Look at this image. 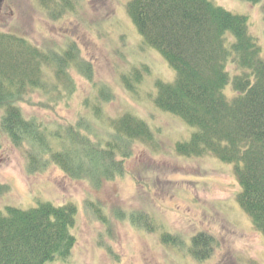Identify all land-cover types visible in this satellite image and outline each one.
<instances>
[{"label": "trees", "instance_id": "trees-1", "mask_svg": "<svg viewBox=\"0 0 264 264\" xmlns=\"http://www.w3.org/2000/svg\"><path fill=\"white\" fill-rule=\"evenodd\" d=\"M244 1L263 4L264 19V0ZM51 2L53 8L45 9L56 12L58 20L63 10L76 13L82 0ZM127 11L144 46L156 50L175 71L173 83L155 84L154 98L157 109L193 130L188 140L175 143V152L185 159L213 157L232 166L240 188L236 201L264 235V56L249 33L248 18L210 0H133ZM63 45L43 49L18 31H0V149L5 143L26 149L29 175L55 167L72 181L100 190L104 183L124 178L136 144L155 146L154 133L146 121L129 113L112 123L104 141L91 139L86 119L52 126L28 117L20 105H29L33 95L57 103L74 97L71 71L92 80L93 68L81 59L78 44L71 40ZM141 74L134 69L132 77L123 80L140 83ZM229 86L232 99L226 95ZM99 92L101 101L91 116L101 118L104 105L114 97L105 87ZM2 188L7 190L0 185V192ZM85 205L100 223L110 226L99 203ZM77 219L75 204L46 201L26 210L7 206L0 211V264L68 263L77 243ZM129 221L143 232L158 231L149 213L133 212ZM160 241L167 248H184L179 235L166 234ZM217 243L212 233L194 234L188 253L206 262Z\"/></svg>", "mask_w": 264, "mask_h": 264}, {"label": "rangeland", "instance_id": "rangeland-1", "mask_svg": "<svg viewBox=\"0 0 264 264\" xmlns=\"http://www.w3.org/2000/svg\"><path fill=\"white\" fill-rule=\"evenodd\" d=\"M132 1L82 0L76 13L63 10L57 20L53 17L56 12L45 9V5L53 8L54 2L5 0L0 31H18L43 49L75 41L81 59L93 68L91 81L70 72L76 88L72 99L47 102L41 95H33L29 105L21 104L28 117H38L52 126L74 125L86 119L91 122V139L104 141L112 123L129 113L146 121L156 144H136L135 158L126 163L124 178L95 190L87 182L72 181L55 167L44 174L29 175L26 149L5 143L0 149V185L7 190L0 192V211L7 206L26 210L46 201L75 204L78 219L73 232L77 243L65 264H264V235L253 229L251 219L236 201L240 188L234 168L213 157L185 159L175 152V143L188 140L193 130L154 104L155 84H171L176 74L160 54L143 48L127 14ZM210 1L248 18L249 33L264 56L263 4ZM134 69L142 73L140 83L134 78L123 80L132 77ZM104 87L114 100L104 105L101 118L91 116ZM226 95L233 98L231 86ZM87 202L101 205L109 227L85 208ZM119 212L124 220L118 219ZM133 212L149 213L158 226L157 233L133 227L129 221ZM202 231L213 234L218 249L211 260L197 262L186 248L192 236ZM166 234L181 236L185 244L182 251L161 244L160 237Z\"/></svg>", "mask_w": 264, "mask_h": 264}, {"label": "water", "instance_id": "water-1", "mask_svg": "<svg viewBox=\"0 0 264 264\" xmlns=\"http://www.w3.org/2000/svg\"><path fill=\"white\" fill-rule=\"evenodd\" d=\"M5 0H0V12L2 11L3 5Z\"/></svg>", "mask_w": 264, "mask_h": 264}]
</instances>
